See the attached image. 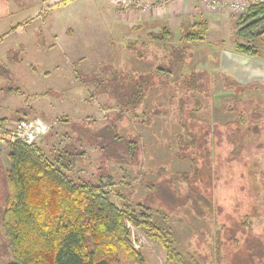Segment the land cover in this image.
Instances as JSON below:
<instances>
[{"label":"rangeland","instance_id":"rangeland-1","mask_svg":"<svg viewBox=\"0 0 264 264\" xmlns=\"http://www.w3.org/2000/svg\"><path fill=\"white\" fill-rule=\"evenodd\" d=\"M98 1L56 9L13 36H3L7 25L25 16L0 20V117L43 121L49 129L36 143L49 156L78 153L73 178L105 182L118 205H150L181 257L169 261L131 225L147 264H264V81L239 85L204 69L205 53L231 43L236 17L211 30L207 49L186 50L183 41L157 45L116 28ZM255 42L264 56V36ZM172 49L185 55L175 66ZM159 65L171 78L149 75L142 103L126 109L130 81ZM1 133L0 215L9 166ZM10 259L0 224V264Z\"/></svg>","mask_w":264,"mask_h":264},{"label":"trees","instance_id":"trees-1","mask_svg":"<svg viewBox=\"0 0 264 264\" xmlns=\"http://www.w3.org/2000/svg\"><path fill=\"white\" fill-rule=\"evenodd\" d=\"M27 21L22 20L11 30ZM263 23L264 2L250 3L234 20L235 49L261 58L255 41L264 36V27L255 30ZM207 30L206 20H196L189 25L181 41H203ZM169 36L166 28L149 33L150 41L157 45H166ZM239 38L245 41L239 42ZM173 50L175 66L185 55L181 49ZM149 75L151 79L156 76L167 80L172 76L171 67L156 66L140 75L138 81H130L126 109L142 103L145 86L150 84ZM6 120L0 117V128L6 126ZM5 143L9 166L0 224L11 253L6 264H147L131 241V225L144 228L158 241L169 261H179L180 251L169 232L156 221L150 205L140 202L135 206L118 205L110 198L105 182L71 176L78 153L63 148L49 156L37 143L22 140H6Z\"/></svg>","mask_w":264,"mask_h":264},{"label":"crops","instance_id":"crops-1","mask_svg":"<svg viewBox=\"0 0 264 264\" xmlns=\"http://www.w3.org/2000/svg\"><path fill=\"white\" fill-rule=\"evenodd\" d=\"M86 1L89 0H0V20L10 16L13 12H20L22 16H25L14 24L13 22L9 23L7 25L8 30L5 31L6 33L3 36H13L23 33L28 25L37 19H45L56 9L79 7L80 4ZM224 1L232 2L235 0ZM98 3L100 4L99 7H104L109 12L113 11L115 20L117 21L116 28L120 24L121 26H125L124 28L128 32L134 30L136 34L144 33L148 35L151 32H158L162 28H166L170 33L168 41L172 38L171 42L179 41L178 43H180L183 32L188 30L189 25L196 20L204 19L208 23L205 39L203 41L184 44L186 50L191 47L192 49H196V51L200 48L207 49L208 34L211 33L213 28L224 25L229 26L231 22L229 16L232 15L228 10H225L226 12L224 10L218 12L211 11L196 0H175L158 11H144L139 8H127L125 11H122L125 8L121 9V5L119 3L117 4L116 0H99ZM116 5L118 8H116ZM33 13L38 15L35 16L36 14L33 15ZM32 16L35 17L28 20L19 29L11 30L13 26L22 20ZM230 26L233 28V32L228 37L231 39V43L225 42L219 44L213 50V55L210 51L205 53L208 56L206 59L208 65L204 69L208 67L209 72L217 74L218 78H228L239 85H250L255 82L264 81V56L262 55L260 58L235 49L234 26L233 24ZM68 34L71 36L72 32L69 30ZM2 40L3 37H0V41Z\"/></svg>","mask_w":264,"mask_h":264},{"label":"built area","instance_id":"built-area-1","mask_svg":"<svg viewBox=\"0 0 264 264\" xmlns=\"http://www.w3.org/2000/svg\"><path fill=\"white\" fill-rule=\"evenodd\" d=\"M175 0H116V3L122 8H139L141 10H159L164 8L168 3ZM211 11L228 10L234 16H240L250 3L264 2V0H235L232 2L224 0H196ZM49 126L43 121L35 118L21 119L16 122H9L4 128V137L11 141L22 140L28 144L36 143V140L47 133ZM7 135V136H6Z\"/></svg>","mask_w":264,"mask_h":264},{"label":"water","instance_id":"water-1","mask_svg":"<svg viewBox=\"0 0 264 264\" xmlns=\"http://www.w3.org/2000/svg\"><path fill=\"white\" fill-rule=\"evenodd\" d=\"M264 27V23L263 24H261L260 26H258L257 28H256V30L255 31H257V30H260L261 28H263ZM228 93H221V94H217V96H224V95H227Z\"/></svg>","mask_w":264,"mask_h":264}]
</instances>
